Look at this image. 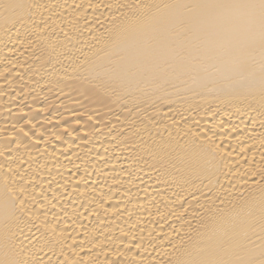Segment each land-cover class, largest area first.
Segmentation results:
<instances>
[{"label":"bare ground","instance_id":"6f19581e","mask_svg":"<svg viewBox=\"0 0 264 264\" xmlns=\"http://www.w3.org/2000/svg\"><path fill=\"white\" fill-rule=\"evenodd\" d=\"M0 264H264V0H0Z\"/></svg>","mask_w":264,"mask_h":264}]
</instances>
